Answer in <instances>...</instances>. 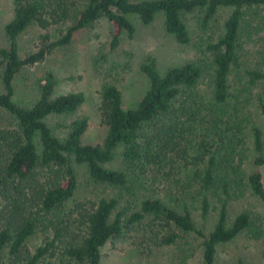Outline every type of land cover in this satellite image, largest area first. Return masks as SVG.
Here are the masks:
<instances>
[{
	"label": "trees",
	"instance_id": "trees-1",
	"mask_svg": "<svg viewBox=\"0 0 264 264\" xmlns=\"http://www.w3.org/2000/svg\"><path fill=\"white\" fill-rule=\"evenodd\" d=\"M14 18L6 25L8 47H0V112L8 114L13 126L0 128V264H56L49 257L61 252L59 264H100L102 248L112 238L132 230L149 216L152 225L161 220L165 230L160 243L172 245L181 237L179 232L196 233L203 238L201 246L205 264H216L218 246L252 229V214L240 212L229 223L228 200L223 199L215 228L205 234L198 228L187 205L182 209L162 197L144 198L139 209L124 200V190L132 191L142 181L151 165L168 157L170 141L176 135L203 131L204 122L211 128L199 135L202 151L199 162H186L195 168V181L202 195L204 215L210 209L207 192L215 185L227 196H241L248 187L264 204V180L260 167L264 165V135L255 124L252 111H246L248 101L230 100V76L240 60L243 38L262 23L264 0H13ZM222 7L232 9L224 31L215 42L205 47L211 54L209 65L190 60L168 68L163 74L153 56L141 64L149 87L136 107L123 106L122 90L111 82L102 84L101 111L108 126L101 143H83L89 128L87 116L70 125L62 140L46 121L49 115L76 111L85 101L83 91L55 96L57 84L53 72L47 71L37 81L38 99L32 105L14 100L16 75L25 66L46 59L53 50L69 45L74 36L101 17L111 25V46L117 48L122 37H133L135 24L129 14H136L144 24H150L158 13L165 17V28L181 44L192 41L185 14L198 12V27L206 31ZM72 20L65 34L49 41L43 37L39 50L21 57L19 36L32 24L48 29ZM258 31V30H257ZM212 70L209 96L198 85L208 69ZM250 83L264 78L259 70H248ZM264 113V98L259 97ZM153 127V133L146 126ZM249 132L253 148L249 145ZM197 139V136H194ZM41 146V152L38 146ZM123 146L122 167L111 169L116 150ZM254 167L248 174L246 161ZM76 164H85L92 180L117 188L113 196L102 197L91 205L77 204L80 217L66 213L68 201L79 186ZM132 185V186H131ZM193 185V184H191ZM190 186V184H189ZM134 193V190L132 191ZM123 199V200H122ZM125 203H121V202ZM75 211V210H74ZM151 225V226H152ZM44 241L34 250L29 239L38 232ZM63 258H66V262ZM188 257L184 258V260ZM240 264H247L240 262Z\"/></svg>",
	"mask_w": 264,
	"mask_h": 264
},
{
	"label": "rangeland",
	"instance_id": "rangeland-1",
	"mask_svg": "<svg viewBox=\"0 0 264 264\" xmlns=\"http://www.w3.org/2000/svg\"><path fill=\"white\" fill-rule=\"evenodd\" d=\"M141 1V0H134ZM75 3L84 0H74ZM232 9L222 7L210 23L206 31L198 27V12L185 14L184 18L189 27L192 41L190 44L179 43L173 34L165 28V17L158 13L150 24H144L136 14H129L135 24L136 31L133 37L124 34L119 47L112 48L111 25L106 17H101L90 27L79 31L73 41L49 53L46 59L33 66H25L16 75L14 100L21 105H32L39 96L37 90L38 79L47 71L55 74L57 84L55 96L72 92L83 91L86 101L74 112L49 115L46 119L53 133L64 139L73 121L79 117L87 116L89 128L82 137V142L87 144L101 143L107 132L108 126L101 111L102 84L111 82L117 85L123 93V106L136 107L145 95L148 87V77L142 72L141 64L147 56H153L157 61V68L164 73L168 68L178 66L186 61L200 60L209 65L211 54L205 44L215 42L224 31V24ZM262 13L264 14V7ZM15 5L13 0H0V47H8L9 39L6 35V25L14 18ZM257 27L249 30L251 34L244 36L240 51L238 65L234 66L230 76V100L232 103L241 100L248 101L246 111H252L254 122L264 135V113L259 107V97L264 98V78L250 83L248 70H259L264 73V19ZM72 20L64 24H55L48 29H43L36 24L29 26L19 36L21 57H26L31 52L39 50L43 37L48 35L53 41L65 34ZM212 70L209 68L199 82V91L209 96L212 89ZM13 126L12 118L0 112V128ZM205 129L195 134L190 131L176 135L170 141L168 157L159 160L160 164L151 165L150 170L142 175L144 183H138L132 191L124 190V200L131 203L135 210L139 209L140 202L151 196L162 197L170 202L173 207L182 209L188 206L196 226L209 234L215 228L218 220L219 209L223 199L228 200V219L231 223L242 211L252 214V229H247L230 242L218 246L216 264H264V204L251 189L246 187L241 196L232 191L227 196L221 187L213 186L207 195L210 199V209L206 215L203 213L202 195L198 191L199 185L195 181V166L186 162H199L201 150L198 146L199 135L208 134L210 123L204 122ZM149 134L153 127L146 126ZM194 136H197L195 139ZM252 135L249 132V145L253 148ZM41 152V146H38ZM123 146H119L114 160L107 163L111 169L122 167ZM252 152V150H251ZM255 155L247 160L245 169L249 174L253 170L250 163ZM79 186L74 197L66 206V213L73 212V216L80 217L77 204L91 205L102 197L113 196L119 190L112 186L96 183L92 180L85 164H76ZM264 180V165L260 167ZM190 184V186H189ZM193 184V185H191ZM132 186V185H131ZM123 200V199H122ZM125 203V202H121ZM75 210V211H74ZM149 216L144 222L136 225L132 230L125 232L117 238L110 239L102 248L100 264H205L203 238L196 233L180 231L181 237L175 244L165 245L160 243V238L165 230L158 220L155 225ZM152 225V226H151ZM45 234L38 232L33 235L28 245L34 250L44 241ZM61 252L54 257L47 258L54 263L61 262ZM188 259L184 260V258ZM66 262V258H63ZM42 264V263H40ZM72 264H77L73 262Z\"/></svg>",
	"mask_w": 264,
	"mask_h": 264
}]
</instances>
